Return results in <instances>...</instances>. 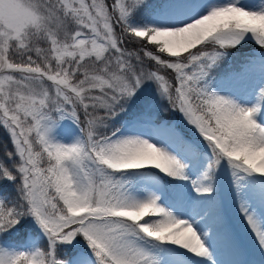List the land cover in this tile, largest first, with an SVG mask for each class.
I'll return each mask as SVG.
<instances>
[{
	"label": "snow or ice",
	"instance_id": "snow-or-ice-1",
	"mask_svg": "<svg viewBox=\"0 0 264 264\" xmlns=\"http://www.w3.org/2000/svg\"><path fill=\"white\" fill-rule=\"evenodd\" d=\"M0 129V264H264V0H0Z\"/></svg>",
	"mask_w": 264,
	"mask_h": 264
},
{
	"label": "bare ground",
	"instance_id": "bare-ground-1",
	"mask_svg": "<svg viewBox=\"0 0 264 264\" xmlns=\"http://www.w3.org/2000/svg\"><path fill=\"white\" fill-rule=\"evenodd\" d=\"M235 224H236V226H237V230H238V232L239 233H241L240 235H241V237H242V239H243V241L244 242H247L248 241V239L250 238V233H247L246 231H245V229H244V231L242 230V228H241V224H237V222H235Z\"/></svg>",
	"mask_w": 264,
	"mask_h": 264
},
{
	"label": "trees",
	"instance_id": "trees-1",
	"mask_svg": "<svg viewBox=\"0 0 264 264\" xmlns=\"http://www.w3.org/2000/svg\"><path fill=\"white\" fill-rule=\"evenodd\" d=\"M0 140H5V136L2 129H0ZM0 158H2V151H0Z\"/></svg>",
	"mask_w": 264,
	"mask_h": 264
},
{
	"label": "rangeland",
	"instance_id": "rangeland-1",
	"mask_svg": "<svg viewBox=\"0 0 264 264\" xmlns=\"http://www.w3.org/2000/svg\"><path fill=\"white\" fill-rule=\"evenodd\" d=\"M235 222H237V224H238V223L241 224V228H242V230L244 231L243 222H242L241 220H239V219H237ZM240 234H241V233H240Z\"/></svg>",
	"mask_w": 264,
	"mask_h": 264
}]
</instances>
